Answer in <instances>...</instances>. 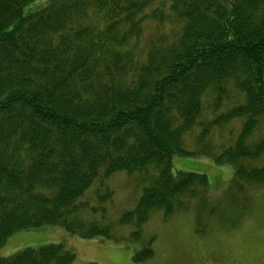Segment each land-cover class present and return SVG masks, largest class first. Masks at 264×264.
<instances>
[{"label":"trees","instance_id":"trees-1","mask_svg":"<svg viewBox=\"0 0 264 264\" xmlns=\"http://www.w3.org/2000/svg\"><path fill=\"white\" fill-rule=\"evenodd\" d=\"M34 1L0 0V264H74L64 243L1 255L45 226L149 260L154 215L220 206L176 156L231 165L229 206H248L264 187V0H56L24 15ZM119 172L148 184L113 215Z\"/></svg>","mask_w":264,"mask_h":264},{"label":"rangeland","instance_id":"rangeland-1","mask_svg":"<svg viewBox=\"0 0 264 264\" xmlns=\"http://www.w3.org/2000/svg\"><path fill=\"white\" fill-rule=\"evenodd\" d=\"M56 0L29 3L24 15L38 11ZM173 172H197L208 176L212 194L220 206L214 217H196L194 205L185 212L165 220L158 213L147 225V233L157 236L155 255L145 262L133 259L139 244L114 242L103 237L84 239L67 233L60 226H45L13 234L1 249L10 256L26 248L50 243H64L77 258L74 264H264V187L250 194L249 204L242 210L229 206L225 194L233 177V168L217 164L206 156H176ZM115 190L111 213L132 209L147 179L138 173L119 172L109 181Z\"/></svg>","mask_w":264,"mask_h":264}]
</instances>
